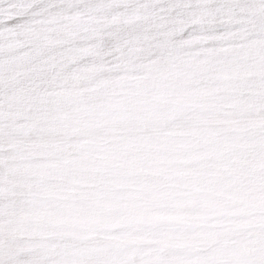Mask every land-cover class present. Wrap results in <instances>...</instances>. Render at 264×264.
<instances>
[{"label":"snow or ice","instance_id":"snow-or-ice-1","mask_svg":"<svg viewBox=\"0 0 264 264\" xmlns=\"http://www.w3.org/2000/svg\"><path fill=\"white\" fill-rule=\"evenodd\" d=\"M0 264H264V0H0Z\"/></svg>","mask_w":264,"mask_h":264}]
</instances>
